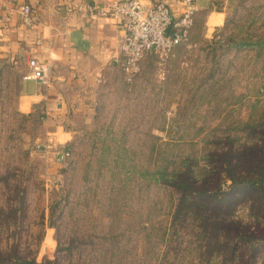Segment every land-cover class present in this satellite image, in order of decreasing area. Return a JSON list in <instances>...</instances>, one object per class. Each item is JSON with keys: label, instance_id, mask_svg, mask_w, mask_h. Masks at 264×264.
Listing matches in <instances>:
<instances>
[{"label": "rangeland", "instance_id": "obj_1", "mask_svg": "<svg viewBox=\"0 0 264 264\" xmlns=\"http://www.w3.org/2000/svg\"><path fill=\"white\" fill-rule=\"evenodd\" d=\"M213 1L111 77L64 159L0 50V264H264V0Z\"/></svg>", "mask_w": 264, "mask_h": 264}, {"label": "crops", "instance_id": "obj_2", "mask_svg": "<svg viewBox=\"0 0 264 264\" xmlns=\"http://www.w3.org/2000/svg\"><path fill=\"white\" fill-rule=\"evenodd\" d=\"M111 1L0 0V50L18 70L17 108L30 117L47 119L54 132L51 143L60 149L57 155L68 152L80 124L94 119L104 85L119 70L115 58L122 34L110 19L69 10L85 2ZM159 1L168 4L176 16L183 11L181 0ZM215 4L196 0V18ZM26 8L37 18L32 26L21 20ZM33 58L50 66L47 85L22 79Z\"/></svg>", "mask_w": 264, "mask_h": 264}, {"label": "built area", "instance_id": "obj_3", "mask_svg": "<svg viewBox=\"0 0 264 264\" xmlns=\"http://www.w3.org/2000/svg\"><path fill=\"white\" fill-rule=\"evenodd\" d=\"M181 1L183 11L178 16L168 4L159 0L85 2L69 11L110 19L122 29L115 63L131 80L140 72L141 63L148 54L155 52L162 61H166L177 46L190 42L191 31L195 25L196 0ZM20 15L27 26L37 22V18L31 16L28 8ZM22 79L47 85L50 80V66L37 58L30 59ZM68 155L66 152L61 159Z\"/></svg>", "mask_w": 264, "mask_h": 264}, {"label": "trees", "instance_id": "obj_4", "mask_svg": "<svg viewBox=\"0 0 264 264\" xmlns=\"http://www.w3.org/2000/svg\"><path fill=\"white\" fill-rule=\"evenodd\" d=\"M251 175H256L257 179L251 181V187L263 189L264 188V165H261L257 163V167L255 169H252L251 172H249ZM233 181V185H236V183H243L244 181L237 180L236 177L231 176L230 178ZM235 183V184H234ZM188 188V186H186Z\"/></svg>", "mask_w": 264, "mask_h": 264}]
</instances>
